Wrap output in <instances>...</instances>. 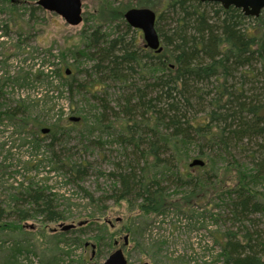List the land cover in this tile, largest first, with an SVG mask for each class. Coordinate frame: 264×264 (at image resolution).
Listing matches in <instances>:
<instances>
[{
    "label": "rangeland",
    "instance_id": "1",
    "mask_svg": "<svg viewBox=\"0 0 264 264\" xmlns=\"http://www.w3.org/2000/svg\"><path fill=\"white\" fill-rule=\"evenodd\" d=\"M39 1L0 0V84L6 83V99L26 105L29 117L40 122H36V132L24 131L21 137L15 135V127L0 124V224L16 222L14 198L29 186L45 190L64 220L44 223L42 216H34L20 223L24 232H13L11 228L0 232V264H100L117 249L123 250L128 264H224L221 245L225 234L235 233L238 239L251 231L255 242L259 238L264 241V207L238 221L227 205L230 198L235 199L240 169L256 177L250 186L252 204L264 203V179L257 171L262 176L264 173L257 167L258 153L249 157L251 146L243 147L247 149L245 153L235 147L233 158L213 151V166L197 158L195 149L190 150L184 162L186 171L200 177L206 186L197 190L201 199L195 197L189 211L172 208L153 216L126 201L112 199L120 188L115 183L117 168L132 165L138 154L121 135L125 123L120 108L124 87L111 80L98 84V78L91 74L94 59L76 56L86 47L83 38L98 27L106 41L123 38L126 44L143 48L141 30L129 27L123 16L121 20L113 19L114 9L124 13L137 8V0H82L83 22L78 26L68 25L61 16L42 8ZM168 25L163 23L165 30ZM76 69L81 71L79 80L95 88L101 86V90L94 95L70 94L63 77L66 70ZM44 74L50 77L49 82L43 79ZM71 117L80 121L71 122ZM56 123L67 134L55 143L57 156L85 166L76 178L55 165L47 150L53 136L41 131ZM35 138L42 142L40 149L32 144ZM252 150H257V144ZM195 159L204 161V166L189 168ZM143 165L140 162L134 166L137 173ZM171 174L167 172L166 177ZM221 180L225 183H217ZM163 186L174 202L190 190L177 188L170 181ZM84 221L88 222L85 229L62 238L61 224L77 226ZM102 225L107 226L103 233L99 231ZM101 233L102 244L95 245L94 250L86 247L85 243H91L90 239ZM109 243L113 245L110 248ZM14 253L17 262L13 260Z\"/></svg>",
    "mask_w": 264,
    "mask_h": 264
},
{
    "label": "trees",
    "instance_id": "2",
    "mask_svg": "<svg viewBox=\"0 0 264 264\" xmlns=\"http://www.w3.org/2000/svg\"><path fill=\"white\" fill-rule=\"evenodd\" d=\"M137 8L156 12V27L164 45L161 54L144 46L126 44L123 38L106 41L98 27L83 38L86 47L77 52L76 58L94 59L91 74L98 78V84L111 80L124 87L120 99L125 119L121 135L125 143L136 150L147 147L134 158L132 165L117 168L119 174L115 175V183L122 186L117 202L126 201L140 212L153 216H161L172 208L189 211L194 205L192 200L201 199L197 190L206 186L200 177L186 171L184 162L191 149H195L197 158L206 159L212 166L213 151L233 158L235 147L245 153L247 149L243 147L247 145L251 146L249 157L256 153L264 155V12L259 18L247 17L235 7L225 9L219 3L201 0H137ZM117 10H113V19L121 20L125 12ZM166 22H169L167 30L163 26ZM71 71L70 76L65 72L66 77H63L70 94L94 95L101 90V86L95 88L79 80L80 69ZM43 79L49 82L50 77L44 74ZM5 85V82L0 84V124L15 127V135L19 137L24 131L36 132V122H40L29 117L26 105L6 99ZM41 101L47 104L46 99ZM59 129L58 123L52 125L49 135L53 137L47 150L55 165L76 178L85 166L57 156L55 143L67 137ZM32 144L36 149L42 146L39 138ZM262 159L257 164L260 171L264 169ZM140 162L145 165L137 173L134 166ZM182 168L184 172L180 171ZM167 172L173 175L166 177ZM257 174L264 179L259 171ZM255 179L251 173L238 171L236 196L227 204L236 220L242 221L264 207L263 201L255 204L251 201L250 186ZM166 181L190 190L184 198L174 202L163 186ZM50 197L45 190L29 186L21 196L14 198L16 222L13 225L1 223L0 232L7 228L24 232L20 223L34 216H42L44 223L64 220L53 208ZM28 205L29 209L23 210ZM85 226L60 234L64 238L67 233L82 231ZM106 230L105 225L99 228L102 233ZM102 233L92 237L91 243L102 244ZM235 238L234 233L223 236L224 264H264V241L259 238L255 242L251 231ZM112 246L108 244L109 248ZM12 256L15 258V253ZM13 260L17 262V258Z\"/></svg>",
    "mask_w": 264,
    "mask_h": 264
},
{
    "label": "water",
    "instance_id": "3",
    "mask_svg": "<svg viewBox=\"0 0 264 264\" xmlns=\"http://www.w3.org/2000/svg\"><path fill=\"white\" fill-rule=\"evenodd\" d=\"M202 2L219 3L225 9L235 7L242 10L247 17L259 18L264 12V0H201ZM39 5L47 11L53 12L61 16L65 22L70 26H78L83 22V3L82 0H40ZM124 19L129 27L135 30H141L145 41V48L153 50L156 54H161L164 50L162 40L156 28L157 14L148 8H132L124 14ZM67 75L71 74V70H67ZM71 122H79L80 118L71 117ZM43 134L50 132L49 128H44L41 131ZM205 162L202 160H193L190 167L204 166ZM121 221V219H118ZM87 224V222H80L79 227ZM76 225L59 226L62 232H69L76 229ZM127 244V237H125ZM89 243H86V247ZM95 249V246H92ZM95 255L94 252L92 254ZM93 264V263H91ZM100 264H128L122 249H117L108 259ZM148 264V263H143Z\"/></svg>",
    "mask_w": 264,
    "mask_h": 264
},
{
    "label": "bare ground",
    "instance_id": "4",
    "mask_svg": "<svg viewBox=\"0 0 264 264\" xmlns=\"http://www.w3.org/2000/svg\"><path fill=\"white\" fill-rule=\"evenodd\" d=\"M164 46V45H163ZM51 131V130H50ZM143 149H145V148H147L146 146L145 147H142ZM140 151H142V149L140 148L139 150H138V154H140ZM216 152V151H215ZM137 154V156L135 157V158H137V157H139V155ZM217 154L218 155H220V153H218L217 152ZM255 158H257L258 160H257V163L258 162H260L261 160H263L262 158H264V155H262L261 153H258V155L255 157ZM260 158V159H259ZM262 172L264 173V169H262ZM122 189V186H120V188L116 191L115 190V192L113 193V191H112V199L113 200H115V202H117V200H116V197H117V194L119 193V191ZM239 221V220H238ZM98 231V230H97ZM235 234V233H234ZM235 239H237V235L235 234ZM85 245H86V243H85Z\"/></svg>",
    "mask_w": 264,
    "mask_h": 264
},
{
    "label": "flooded vegetation",
    "instance_id": "5",
    "mask_svg": "<svg viewBox=\"0 0 264 264\" xmlns=\"http://www.w3.org/2000/svg\"><path fill=\"white\" fill-rule=\"evenodd\" d=\"M119 244H116V246H118ZM91 248V247H90Z\"/></svg>",
    "mask_w": 264,
    "mask_h": 264
}]
</instances>
